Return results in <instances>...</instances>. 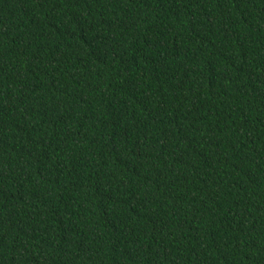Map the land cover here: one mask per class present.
I'll use <instances>...</instances> for the list:
<instances>
[{"label": "trees", "instance_id": "trees-1", "mask_svg": "<svg viewBox=\"0 0 264 264\" xmlns=\"http://www.w3.org/2000/svg\"><path fill=\"white\" fill-rule=\"evenodd\" d=\"M0 264H264V0H0Z\"/></svg>", "mask_w": 264, "mask_h": 264}]
</instances>
